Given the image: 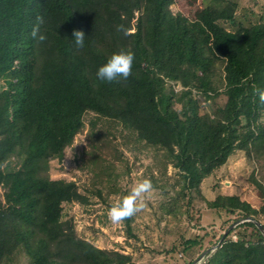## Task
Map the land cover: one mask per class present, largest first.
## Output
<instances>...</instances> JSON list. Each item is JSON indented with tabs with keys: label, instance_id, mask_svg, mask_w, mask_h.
I'll return each instance as SVG.
<instances>
[{
	"label": "trees",
	"instance_id": "16d2710c",
	"mask_svg": "<svg viewBox=\"0 0 264 264\" xmlns=\"http://www.w3.org/2000/svg\"><path fill=\"white\" fill-rule=\"evenodd\" d=\"M222 1L221 8L205 2L204 17L190 19L172 12L175 0H0V264L20 256L29 264H132L129 255L77 235L63 204L87 199L75 182L49 173L87 112L163 150L188 194L236 150L264 154V103L256 94L264 90V23L228 30L223 23L233 22L238 4ZM37 15L45 21L42 43L30 35ZM74 30L84 32L83 48ZM121 50L135 54L132 75L98 80V69ZM220 87L222 112L202 111L201 98L218 96ZM207 205L241 219L264 217V205L238 196L218 195ZM238 226L251 228L249 235L233 240L231 231L205 264H264L261 230L253 222ZM198 244L187 239L181 248Z\"/></svg>",
	"mask_w": 264,
	"mask_h": 264
},
{
	"label": "rangeland",
	"instance_id": "374dc122",
	"mask_svg": "<svg viewBox=\"0 0 264 264\" xmlns=\"http://www.w3.org/2000/svg\"><path fill=\"white\" fill-rule=\"evenodd\" d=\"M232 1L238 8L233 22L223 23L225 28L264 23V0ZM205 2L219 8L225 5L222 0H175L171 10L190 19H201ZM3 88L0 80V91ZM174 88L182 90L180 84ZM219 92L211 100L201 98L202 111L222 112L226 96L222 87ZM188 98L177 100L176 108L182 109ZM49 173L52 179L75 182L87 199L84 203L63 204V218L72 223L77 235L100 249L129 255L132 264H205L209 256L202 255L231 231L232 239L251 231L238 226L243 223H238L242 221L239 213L211 209L207 202L227 195L238 196L257 209L264 205V195L254 183L255 179L264 186L261 150H236L201 182L199 191L188 194L163 150L140 141L120 122L92 112L84 115V128L65 149L63 159L50 162ZM145 179L155 188L145 207L132 218L113 224L108 218L109 210ZM0 201H4L3 189ZM260 219L264 226V217ZM187 239H196L200 244L183 251L181 243ZM13 264L29 261L20 256Z\"/></svg>",
	"mask_w": 264,
	"mask_h": 264
},
{
	"label": "clouds",
	"instance_id": "9594fccd",
	"mask_svg": "<svg viewBox=\"0 0 264 264\" xmlns=\"http://www.w3.org/2000/svg\"><path fill=\"white\" fill-rule=\"evenodd\" d=\"M44 17L37 15L32 25L30 35L32 39L38 43L46 40L45 35L41 33V26L44 24ZM118 31H123L127 35V31L122 25L118 26ZM73 39L77 48H83L85 34L82 30H74ZM135 54L131 51L121 50L119 53L113 54L106 64L101 66L97 71V78L102 82L113 83L120 80H127L132 75ZM256 94L261 103H264V90L256 89ZM155 188L148 179L138 183L129 195L123 198L122 202L113 206L108 212V218L113 224H119L127 219L132 218L136 213L145 207L146 199L152 197Z\"/></svg>",
	"mask_w": 264,
	"mask_h": 264
},
{
	"label": "water",
	"instance_id": "95a60500",
	"mask_svg": "<svg viewBox=\"0 0 264 264\" xmlns=\"http://www.w3.org/2000/svg\"><path fill=\"white\" fill-rule=\"evenodd\" d=\"M241 222H253V223H255V225L261 230V232H262L263 235H264V226H263L260 222H258L256 219H254V218H252V217H248V218H244V219H242V221H238V223H241ZM238 223H237V224H238ZM227 233H228V232L225 233L224 237L227 235ZM224 237H223V238H224ZM221 242H222V241H220L218 245H216V246L212 247L211 249L207 250V251L202 255V258H204L205 255H208V254L214 252V251H215V250L221 245ZM202 258H201V259H202ZM201 259H200V260H201Z\"/></svg>",
	"mask_w": 264,
	"mask_h": 264
},
{
	"label": "built area",
	"instance_id": "2783aa9c",
	"mask_svg": "<svg viewBox=\"0 0 264 264\" xmlns=\"http://www.w3.org/2000/svg\"><path fill=\"white\" fill-rule=\"evenodd\" d=\"M233 240H237V237L236 236H233Z\"/></svg>",
	"mask_w": 264,
	"mask_h": 264
}]
</instances>
